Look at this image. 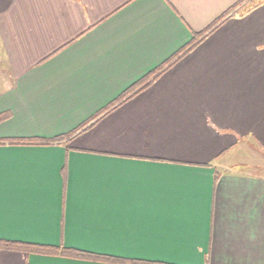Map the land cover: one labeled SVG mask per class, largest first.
I'll use <instances>...</instances> for the list:
<instances>
[{"label":"crops","instance_id":"1","mask_svg":"<svg viewBox=\"0 0 264 264\" xmlns=\"http://www.w3.org/2000/svg\"><path fill=\"white\" fill-rule=\"evenodd\" d=\"M241 1L0 0V264H264Z\"/></svg>","mask_w":264,"mask_h":264},{"label":"trees","instance_id":"2","mask_svg":"<svg viewBox=\"0 0 264 264\" xmlns=\"http://www.w3.org/2000/svg\"><path fill=\"white\" fill-rule=\"evenodd\" d=\"M244 1H246V0L241 1V3ZM115 261H118V260H115ZM134 264H149V263L135 262Z\"/></svg>","mask_w":264,"mask_h":264},{"label":"rangeland","instance_id":"3","mask_svg":"<svg viewBox=\"0 0 264 264\" xmlns=\"http://www.w3.org/2000/svg\"><path fill=\"white\" fill-rule=\"evenodd\" d=\"M256 153V152H255Z\"/></svg>","mask_w":264,"mask_h":264}]
</instances>
